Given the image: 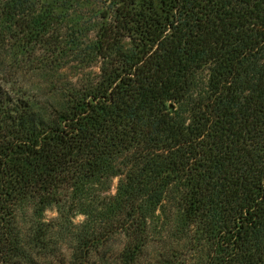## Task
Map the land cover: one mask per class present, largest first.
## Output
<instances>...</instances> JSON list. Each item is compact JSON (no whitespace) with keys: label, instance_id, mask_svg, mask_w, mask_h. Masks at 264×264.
<instances>
[{"label":"trees","instance_id":"1","mask_svg":"<svg viewBox=\"0 0 264 264\" xmlns=\"http://www.w3.org/2000/svg\"><path fill=\"white\" fill-rule=\"evenodd\" d=\"M93 1L82 52L41 0H0V53L50 52L0 54V264H264V0ZM24 204L59 217L22 228ZM157 213L180 239L149 257Z\"/></svg>","mask_w":264,"mask_h":264},{"label":"rangeland","instance_id":"2","mask_svg":"<svg viewBox=\"0 0 264 264\" xmlns=\"http://www.w3.org/2000/svg\"><path fill=\"white\" fill-rule=\"evenodd\" d=\"M41 1V3L44 4L43 6L49 7L50 10L52 9L54 11V15L58 18V24L55 25L56 34H54L53 37L56 36L61 45H66L71 41H75L74 44H78L80 47L79 49L82 52L88 50L86 47L89 46L94 40L96 28L99 26L98 24L100 23L99 14L103 10V6L93 0ZM48 50L49 48H47L46 45L43 46L37 43L31 44V46H27V44L21 43L20 48H18L17 44L13 45L12 42L8 43L6 49H3L2 53L0 54L3 55V57L5 58L4 60L7 62V64H10V62L17 60L19 61L21 67L26 64V67L24 69H28L37 67L36 62H38L39 60L41 61L46 57H50V52H48ZM66 51L61 53V55L59 56H62L63 59L61 65L63 66V64L65 63V66H63V68H59V75L60 79L62 80L61 86L70 82H74L72 80L80 79V76H74V74H72L73 71H70L68 69L70 67V61L74 57L68 56ZM29 60H31L30 62L34 61V64L29 63ZM67 63L69 64L66 66ZM73 66L74 65H72L71 67ZM88 72H91V74L94 75V73L97 72V69L92 68L86 70L85 74ZM116 185V179L112 180L111 183H109V190H107L106 188L108 187V184L103 186L94 185V189L97 190L95 194L98 193L99 195H101V197H111L115 194ZM58 211L59 206H52L43 213L38 214L34 213V208L31 204H24L19 213L18 224L22 228L29 229V227L31 228V225L36 222H55V219L59 217ZM68 216L72 217V219L69 221H71V223L75 227L81 226V224L88 219L84 215L78 213L68 214ZM68 216H66L65 219H62V226L58 228L55 232H58L59 234H66L68 232V229L71 228V226L68 225ZM174 226V218L164 216L161 213H157V216H155V219L152 223V227L150 229L151 242L150 248L147 252L149 254V257H152V255L155 256L161 250V245H165V243H168L170 246L175 245L177 243L178 239H180V231L176 229V226L174 228ZM120 244L121 242L117 238L114 239L112 246L114 249H116L118 248V246H120Z\"/></svg>","mask_w":264,"mask_h":264}]
</instances>
